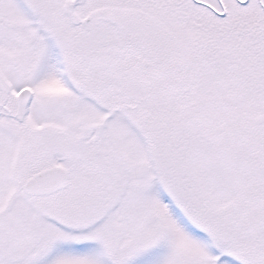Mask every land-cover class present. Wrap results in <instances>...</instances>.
<instances>
[{"label": "snow or ice", "instance_id": "6c2138e0", "mask_svg": "<svg viewBox=\"0 0 264 264\" xmlns=\"http://www.w3.org/2000/svg\"><path fill=\"white\" fill-rule=\"evenodd\" d=\"M0 264H264V0H0Z\"/></svg>", "mask_w": 264, "mask_h": 264}]
</instances>
